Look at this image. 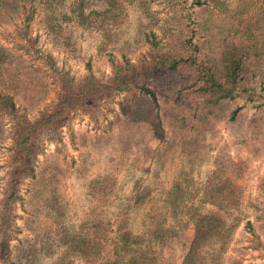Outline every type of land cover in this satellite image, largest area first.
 Returning <instances> with one entry per match:
<instances>
[{
    "label": "rangeland",
    "instance_id": "obj_1",
    "mask_svg": "<svg viewBox=\"0 0 264 264\" xmlns=\"http://www.w3.org/2000/svg\"><path fill=\"white\" fill-rule=\"evenodd\" d=\"M75 1L35 2L32 12L25 9L0 21V45L38 68L48 84V95L37 108L17 105L29 120L50 109L57 97L59 77L48 70L43 55L56 72L73 80L86 73V64L95 79L109 77L107 54L116 59L123 54L134 64L146 56L142 33L148 21L139 1L157 20L174 10L193 13L210 45L227 30L240 31L244 16L254 17L264 5V0H199L200 6H190L193 0H82L79 9ZM80 11L85 19L78 18ZM262 64L264 68V60ZM121 103L122 94H111L83 105L68 113L56 138H40L37 183L20 181L9 213L6 260L0 258V264H128V254L115 253L121 232L131 235L134 252L150 263L182 264L194 234L190 208L196 214L213 213L223 229L229 226L223 245L210 238L199 249L197 263L264 264V191L259 188L264 118L255 129L249 123L253 110L243 105L235 122L227 121L222 111L207 130L181 133L154 122V130L128 131ZM11 147L9 123L0 115V199L7 173L16 165ZM154 153L161 158L156 160ZM225 160L242 163V170L227 169L225 181L214 180L228 189L223 196H212L222 204L217 209L201 198V188L210 171L225 170L218 166ZM135 182L149 194L132 207L128 198ZM77 240L80 248L74 250L71 242Z\"/></svg>",
    "mask_w": 264,
    "mask_h": 264
},
{
    "label": "trees",
    "instance_id": "obj_2",
    "mask_svg": "<svg viewBox=\"0 0 264 264\" xmlns=\"http://www.w3.org/2000/svg\"><path fill=\"white\" fill-rule=\"evenodd\" d=\"M52 1L0 0V21L12 20L25 9L32 12L35 2L49 5ZM111 1L106 0L108 4ZM82 2L76 0V8L80 9ZM172 2L177 3L178 0L165 1ZM193 5L200 6L201 3L193 0L190 6ZM139 6L148 21L147 30L142 33L143 41L148 45L146 56L134 64L123 54L117 59L107 54L109 77L104 80L95 79L86 64V73L78 80H73L65 72H56L51 60L43 55L48 70L59 77L58 92L51 108L32 120L17 105L28 110L37 108L48 95V84L38 68L0 45V115L9 123L11 156L16 163L7 173L8 179L0 199L1 259L6 260V248L10 240L9 213L11 205L18 199L20 181L31 179L33 184L37 183L34 180V166L40 150V138H56L69 112L111 94H122L120 109L128 131L147 126L154 130L151 127L154 122L160 127L166 125L181 133L207 130L222 111L227 112V121L235 122L243 105H249L253 110L249 123L255 129L259 128L257 122L264 118V68L261 65L264 60V5L254 17L244 16L240 31L227 30L214 45L206 41L192 17L193 13L186 9H180V13L174 10L164 20H157L142 1H139ZM82 14L78 12V18L85 19L86 16ZM245 14L247 11L244 10ZM27 44L31 43L28 41ZM238 101L240 105H237ZM154 157L159 160L161 154L154 153ZM218 166L225 170L220 171L217 167L210 171L201 188V198L210 200L217 209L222 204L214 199L212 201V196H223L228 189L222 190V184L214 180L219 178L225 181L227 169L238 173V170H242V163L233 165L225 160ZM221 173L224 177L220 176ZM259 188L264 191V178L259 179ZM148 194L147 189L138 188L135 182L128 198L129 205L137 207L143 204ZM187 215L194 234L182 264H199L196 262L199 249L210 238L215 241L217 238L222 246L229 233V226L223 229L213 213L196 214L190 208ZM246 225L250 228L249 224ZM133 244L136 241L128 232L119 233L115 240V246H118L115 253L122 251L128 254V264H152L134 252ZM71 246L74 250L79 249V240L74 244L71 242Z\"/></svg>",
    "mask_w": 264,
    "mask_h": 264
}]
</instances>
